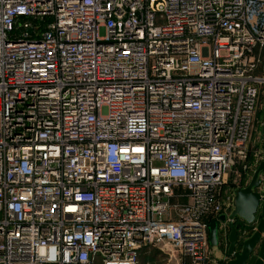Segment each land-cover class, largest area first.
I'll return each instance as SVG.
<instances>
[{
  "label": "built area",
  "instance_id": "2783aa9c",
  "mask_svg": "<svg viewBox=\"0 0 264 264\" xmlns=\"http://www.w3.org/2000/svg\"><path fill=\"white\" fill-rule=\"evenodd\" d=\"M262 51L264 0H0V264H225Z\"/></svg>",
  "mask_w": 264,
  "mask_h": 264
},
{
  "label": "water",
  "instance_id": "95a60500",
  "mask_svg": "<svg viewBox=\"0 0 264 264\" xmlns=\"http://www.w3.org/2000/svg\"><path fill=\"white\" fill-rule=\"evenodd\" d=\"M262 171L264 161L253 171L247 185L235 189L228 215L222 213L208 223V239L211 246H218L219 222H226L230 228L227 235V253L232 257L225 264H264V190H256L262 182ZM236 220L239 222L236 223ZM248 225L254 228L244 237L241 229Z\"/></svg>",
  "mask_w": 264,
  "mask_h": 264
},
{
  "label": "rangeland",
  "instance_id": "374dc122",
  "mask_svg": "<svg viewBox=\"0 0 264 264\" xmlns=\"http://www.w3.org/2000/svg\"><path fill=\"white\" fill-rule=\"evenodd\" d=\"M261 64L258 67L257 74L264 75V51L261 53ZM248 157L247 161L251 162L254 158L264 157V83L260 85L259 94L257 99L256 111L254 114V121L251 131V138L248 142ZM243 162L236 163L233 171L228 175L227 183L230 189L245 184L243 180L245 176L244 170H242ZM247 174V173H246ZM249 174V172H248ZM247 228L249 231H247ZM245 232L241 229L242 236L247 235V232L253 231V226L247 227ZM165 251L158 249L152 245H144L141 248L139 255V264H177L180 260L179 247L166 243L163 245ZM169 252H173L171 257ZM227 253V251L223 250ZM227 256V255H226Z\"/></svg>",
  "mask_w": 264,
  "mask_h": 264
},
{
  "label": "crops",
  "instance_id": "0c3cea01",
  "mask_svg": "<svg viewBox=\"0 0 264 264\" xmlns=\"http://www.w3.org/2000/svg\"><path fill=\"white\" fill-rule=\"evenodd\" d=\"M250 178L251 177H249L248 178V181L245 183V184H243L242 186H240V187H244L245 185H247V183L249 182V180H250ZM231 211V209L228 211V212H226L225 214L226 215H228V213ZM239 222V220H236V223H238ZM247 227H251L250 225H248V226H245V227H243L242 229H243V231L245 232V229L247 228ZM229 230H230V228H229V226L226 224V222H219L218 223V231L220 232L221 231V234H227L228 235V232H229ZM247 231H249V229L247 228ZM252 232V231H251ZM250 233V232H249ZM247 234H248V232H247ZM219 235V234H218ZM227 235H226V243H225V241H219L218 242V246H211V250H212V253H213V255H214V257L215 258H217L218 260H220L221 262H223L224 261V263H226V261L229 259V258H231L232 256H230V255H228V253H225V252H223V250L225 251H227V248H228V239H227ZM246 236V235H245ZM244 236V237H245ZM240 237H242V236H240ZM227 255V256H226Z\"/></svg>",
  "mask_w": 264,
  "mask_h": 264
},
{
  "label": "flooded vegetation",
  "instance_id": "af4514ba",
  "mask_svg": "<svg viewBox=\"0 0 264 264\" xmlns=\"http://www.w3.org/2000/svg\"><path fill=\"white\" fill-rule=\"evenodd\" d=\"M264 171L261 172V174L263 173ZM260 186V185H259ZM259 186L256 188L257 191H259Z\"/></svg>",
  "mask_w": 264,
  "mask_h": 264
}]
</instances>
